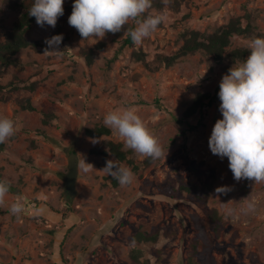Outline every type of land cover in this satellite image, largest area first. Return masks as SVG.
<instances>
[{"label":"rangeland","instance_id":"1","mask_svg":"<svg viewBox=\"0 0 264 264\" xmlns=\"http://www.w3.org/2000/svg\"><path fill=\"white\" fill-rule=\"evenodd\" d=\"M73 2L64 0V14L55 28L33 25L27 38L44 46L22 50L18 58L23 66L10 68L1 79L8 85L18 77L22 88L0 96V117L15 125V134L0 144V179L15 188L0 203V264H190L199 225L212 242L216 264H264V182L236 181L227 157L221 159L209 148L211 131L222 119L221 101L203 117L197 113L180 123L198 94L219 89L225 71L202 52L171 67L158 60L176 54L192 31L210 35L234 18L246 25L245 17L251 14L254 34L232 39V49H248L249 39L264 36V0H152L144 15L163 14V22L142 44L123 51L125 29L120 36L108 33L102 40H82L68 24ZM18 16L0 0V41ZM126 25L134 28L135 21ZM60 34L62 55L44 54L45 40ZM90 49L96 51L92 66L82 55ZM136 52L143 53L145 61L137 60ZM32 85L34 90L23 88ZM28 102L36 111L22 109ZM123 108L136 111L164 156L145 166L141 163L148 157L132 150L140 172L132 171L130 186L113 187L109 175L99 170L114 158L93 151L104 150L106 140L124 142L113 132L93 139L85 131L104 125L109 111ZM45 114L53 116L47 125ZM69 152L78 159L82 154L95 169L78 170L74 197L66 188ZM181 179L205 189L207 202L169 195ZM221 186L232 191L219 194ZM244 198L255 204L254 211H240L248 202ZM17 200L24 211L13 215L10 207ZM229 201L234 216L226 215L222 206ZM210 210H217L224 222L218 237L207 217ZM155 229L160 231L157 243L131 246L137 232ZM134 248L140 251L139 261L132 258Z\"/></svg>","mask_w":264,"mask_h":264},{"label":"clouds","instance_id":"2","mask_svg":"<svg viewBox=\"0 0 264 264\" xmlns=\"http://www.w3.org/2000/svg\"><path fill=\"white\" fill-rule=\"evenodd\" d=\"M63 4L64 0H34L28 15L35 17L41 27L46 23L55 28L58 18L64 14ZM151 6L152 0H74L68 24L77 30L82 40H102L108 33L121 32L129 20H134L135 27L127 34L134 44L140 45L164 20L163 14L144 15ZM63 38L60 34L46 39L48 47L44 54L60 57ZM247 48V58L234 61L219 83L222 119L216 121L208 144L212 154L221 159L227 157L228 167L236 181L246 179L260 183L264 182V36L249 39ZM103 123L122 138L125 148L152 160L164 156L159 141L134 109L109 111ZM14 134V121L0 117V144ZM91 142L96 143L97 140ZM79 157L82 158L76 156L72 160L77 171L95 170L92 164L86 162L85 156L79 154ZM99 171L116 179L121 186H130L135 178L129 167L114 159L107 160ZM9 190L10 183L0 179V203L4 202ZM230 191L232 189L228 186L216 189L217 193L225 195ZM230 202L222 203V206L226 215L234 216L236 209L227 207ZM24 207L23 202L17 200L11 204L10 212L20 215ZM254 210L255 204L250 200L245 208L240 209L241 212ZM135 243V240L131 241V246Z\"/></svg>","mask_w":264,"mask_h":264},{"label":"trees","instance_id":"3","mask_svg":"<svg viewBox=\"0 0 264 264\" xmlns=\"http://www.w3.org/2000/svg\"><path fill=\"white\" fill-rule=\"evenodd\" d=\"M34 0H3V8L6 10L18 13L19 16L14 22L11 30L7 31L4 36V40L0 41V96L4 92H16L22 87L20 86V81L16 77V81H12L8 85H4L1 81L10 68H20L22 67V62L18 58V55L22 50L33 49L39 50L40 47L44 46L38 41H30L27 38L28 32L32 29L33 25L36 23L35 17L28 15L29 9L33 5ZM247 24L244 25L241 18L232 19L227 25H224L216 32L206 35L201 34L198 31H192L187 36L185 35V42L181 49L173 56H159L158 60L161 64L166 67H171L177 64L179 61L194 55L197 52H202L208 56L213 57V59L220 65V67L227 74L228 69L232 67L234 61L246 59L249 55V50L244 48L232 49V39L235 36L251 37L254 34V26L251 14L246 15ZM122 29H131L129 25H124ZM122 31L116 33L117 36L122 35ZM261 36V35H257ZM134 43L132 42L130 36L127 34L126 38L123 40L120 51L125 50L128 47H132ZM103 44L100 45L102 48ZM82 55L85 57L87 64L92 66L95 62L96 51L90 49L88 51H83ZM119 56V52L111 60L114 61ZM136 59L139 61H145V55L143 53L136 52ZM19 81V82H18ZM27 89L34 90L35 85L30 87H23ZM219 89L216 90L214 94L210 93H200L196 96L193 104L185 112L184 118L180 120L183 123L185 119L200 113L202 117L207 114V109L219 100L218 98ZM23 110L36 111L35 107L30 103L21 105ZM52 115L45 114L43 123L45 125L52 121ZM191 130H195L197 127L189 126ZM86 136L93 139L107 138L112 135V130H110L105 125H97L92 128H87L85 131ZM105 149L102 151H96L97 154L103 155L105 158L112 156L115 160L120 163L127 164L131 170L138 174L141 170V165L148 166L153 161L151 158L146 159L141 165L135 161L133 157L132 150H125L122 143H118L112 140H106L104 142ZM107 181L113 186L118 187L120 184L116 179L111 176L107 177ZM210 189V187H208ZM15 190L14 186L10 184V192ZM168 194L171 196H183L186 195L192 201L204 204L209 198V194L205 189H200L191 184L180 180L179 186L174 189H170ZM207 217L210 221V226L218 237L224 230V222L217 210H210L207 212ZM199 234H197L195 240L192 243V252L190 256V264H216L214 257L211 255L212 252V242L208 237L205 230L199 225ZM160 236V231L158 229L152 230L151 232L139 231L132 238L131 241L135 240V247H139L143 244L157 243ZM132 258L136 261L140 260V251L138 249H133Z\"/></svg>","mask_w":264,"mask_h":264},{"label":"water","instance_id":"4","mask_svg":"<svg viewBox=\"0 0 264 264\" xmlns=\"http://www.w3.org/2000/svg\"><path fill=\"white\" fill-rule=\"evenodd\" d=\"M69 165L71 167L67 177H66V188H67V194L70 197L76 196L77 189H76V184H77V177H78V171L77 169L73 166L72 160L75 158L76 154L74 152H69Z\"/></svg>","mask_w":264,"mask_h":264}]
</instances>
